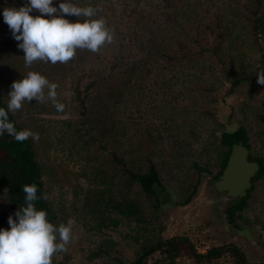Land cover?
Wrapping results in <instances>:
<instances>
[{"label": "trees", "instance_id": "trees-1", "mask_svg": "<svg viewBox=\"0 0 264 264\" xmlns=\"http://www.w3.org/2000/svg\"><path fill=\"white\" fill-rule=\"evenodd\" d=\"M60 2L61 0H54L53 6L58 7ZM74 2L81 7H98L100 12L97 18L103 17L106 20L107 25L115 30V37L112 44H106L101 48L103 52L108 53L106 64L101 66L93 52L86 49L77 50V57L83 60L89 56L95 62V66L89 69L76 68L69 102L74 110H78L79 118L76 121H62L68 128V137L72 142L73 151H76L75 144L77 143L81 147H86V151H90L92 146L95 151L101 150L104 156L110 155L114 169L119 170L128 179L129 184L138 186L158 209L164 202L167 192L157 167V161L153 159L154 151L150 143H153L157 138L155 132L157 135L160 134L158 137L162 139L165 138L162 136L165 132V136L168 138L167 142L172 141L173 145L171 146L175 147L177 157L181 161L189 163L188 170L191 172V178L188 175V179H191L189 186L195 190L200 181L201 172L209 171V169L208 162L200 160L201 151L204 148L201 146L198 151L197 147L193 148V144L200 137L195 126L190 125L199 119L192 113L193 109L190 111L192 115L178 119L174 113L160 122V131L163 132L157 133L158 128L148 122L142 130L146 142L141 145L134 141L136 135L138 136L139 123L136 120L137 112L133 105L129 110L122 107L119 112V116L122 114L132 125L131 133H127L122 118L117 121L116 125L112 121L109 126H103V121L97 119L96 100L102 95L103 88V95L106 94V98L109 96L111 99H117L121 96L115 101L118 102L122 100L124 92H126L125 94H129V98L133 102L137 91L142 89L140 82L136 83L135 69L141 67L148 75L152 68L158 64H163L162 67L171 64V75L166 80V87L170 90L169 102L174 105L175 111L177 109L176 98L180 96V91L176 88L173 93V88L177 84L181 85L183 91L190 90L193 94L198 95L203 93L202 101L209 100L215 104L217 100L229 94L243 82L258 80V73L264 70V0H133L130 5L121 1L116 3L115 0H85L84 2L74 0ZM19 3L24 6L27 0L15 4L19 5ZM10 4L9 0H0V28L3 26L5 34L4 39L0 42V54L4 49L11 46L12 48L16 47L18 42L13 37L9 26L4 22L3 11L5 7H10ZM118 4L121 6V10L115 14L114 12L118 11L116 9ZM30 14L39 15L35 10ZM79 19L71 15V22H77ZM121 26L130 27V29L126 33L120 29ZM252 53L256 59L249 57ZM124 59H126L127 65L132 66L129 72L119 69ZM37 64L38 61L35 66ZM47 64L51 63H44V66ZM190 66L194 70L188 74L185 69ZM106 68L110 71V76H106V72L99 76ZM114 68L117 71L112 73ZM195 70L196 72H194ZM121 76H128V80L123 82ZM6 77L7 71L1 64L0 55V107L5 108L9 99L7 95L12 90L11 86L7 85ZM16 80L18 79L14 78V81ZM126 81H132V83L125 87ZM221 84H226L228 88L222 91ZM165 91L168 92L167 89ZM146 92L152 94L153 90L150 88ZM58 99L65 105L67 104L65 99L60 96ZM35 103L37 104L29 102L32 107L38 106L40 110L45 109L44 106L48 103L50 106L47 107L52 108V111L55 110L51 101L43 104L37 101ZM192 104L195 105V109L202 107L198 98ZM115 108L118 110L117 107ZM208 108L202 111L197 110L201 114H207L210 112ZM181 112H184V109L181 108L177 114ZM9 120L14 123L18 131L27 129L21 121H18L14 113H9ZM165 122L169 123L168 126H162ZM206 138L208 139H204L205 143L211 141L219 151L225 150V153L220 156L217 177L226 164L232 144L242 142L249 148L247 131L241 125L232 131L219 130L218 128L208 130ZM109 142L112 146H109ZM123 146L132 147L130 152H138L140 149L139 156L120 154ZM140 159L143 160L144 166L136 170L132 165ZM256 161L259 164V171L255 174L252 182L264 177V158H258ZM97 170L99 171V169ZM94 174L97 172L94 171ZM45 176L46 167L40 162L37 148L31 138L24 142H17L7 133L0 136V193L5 196L10 209L14 210L23 206L25 200L23 186L35 184L38 187L37 195L44 197L35 202L37 208L46 210L49 221L59 226V215H57L55 202L46 195ZM108 184H106L105 194L104 192L103 194L94 193L93 190L87 192L84 208L91 214L92 220L95 219V227L97 229H101L103 226L116 227L124 219L125 223L130 220L136 223L131 225V231L139 229L140 226L137 223L146 221L137 214L135 201L115 199L111 196ZM187 192L188 190L185 192L188 195L181 204L189 201L190 194ZM247 197L248 194L246 197L237 199L234 205L228 204L225 214L228 223L232 226L237 225L236 213L243 208ZM101 204H103L102 209ZM96 212L106 213V215L97 217ZM1 222L2 219H0ZM132 238L137 245L135 256L130 261L114 258L117 264H157V261L152 263L149 261L154 252L166 248L167 252L171 253L177 251L180 245H185L195 261L199 262L212 261L228 251L234 258L235 264H264L247 261L244 253L233 244L215 246L205 252H199L184 236L156 237L151 242L148 237L134 235Z\"/></svg>", "mask_w": 264, "mask_h": 264}, {"label": "rangeland", "instance_id": "rangeland-1", "mask_svg": "<svg viewBox=\"0 0 264 264\" xmlns=\"http://www.w3.org/2000/svg\"><path fill=\"white\" fill-rule=\"evenodd\" d=\"M19 1L23 0H9L10 7H22L21 3L15 4ZM81 1L84 2L85 0ZM120 1L130 5L133 0H115L116 3ZM116 9L118 11L114 13L118 14L121 6L118 4ZM64 18L71 22V15H65ZM130 27L121 26L120 29L127 33ZM4 37L2 26L0 28V42ZM18 45L19 41L16 43V47L12 48L11 46L6 50L4 49L0 54L1 64L7 71V85L10 87L14 78L22 80L23 75H26L28 71H36L44 75L51 83H56L58 96L67 102L65 110L58 112L56 109L52 111V108H48L47 106H50L48 103L44 106L45 109L40 110L38 106L32 107V104L30 105L25 101L21 110L14 113L18 121H21L27 129L39 133V142L32 141L37 148L40 162L46 167L44 178L46 195L55 202L59 224H67L69 219L73 221L72 233L75 239L67 246L66 252L57 253L53 256L52 264H117L114 258L130 261L137 251V245L132 238L134 235L148 237L149 242L156 237L184 236L199 252H205L215 246L233 244L244 253L247 261L264 263V177L252 182L243 208L236 213L237 225L232 226L228 223L225 214V210L230 204V198L224 192L218 191L214 185L217 179L216 172L219 170L220 156L225 153V150L219 151L211 141L205 143V140L208 139L206 138L208 130L218 128L219 130L232 131L241 125L247 131L250 160L263 159L264 85L259 84L258 80L243 82L214 104L209 100L202 101L203 93L198 95L193 94L190 90L183 91L181 85L177 84L173 88V93L176 88L180 91V96L176 98L177 109L175 111L174 105L169 102L170 90L166 87V80L171 75V64L162 67L163 64L160 65L157 62L158 65H155L148 75L141 67L135 69L136 83L140 82L142 89L137 91V95L133 99L134 103L130 100L129 94H125L126 92H124L122 100L118 102L115 101L121 96L117 99H111L109 96L106 98L102 88V95L96 100L97 119L102 120L103 126L106 127L112 121L116 125L117 121L122 118L127 133H131L132 125L122 114L119 116V112L122 107L129 110L130 106L133 105L137 112L136 120L139 123L138 136L136 135L134 141L141 145L146 142L142 130L148 122L153 127L158 128V133L163 132L160 131V122H163L171 114L174 115L175 113L176 117L181 119L192 115L190 111L193 109L192 113L199 117L198 120L190 124L195 126L196 132L200 135L198 141L193 144V148L197 147V151L200 150L201 146L204 148L201 151L200 160L208 162L209 171L201 172L200 181L195 190L189 186L191 182V179H188L191 174L188 170L189 163L181 161L177 157L175 147L171 146L173 145L172 141L167 142L168 138H166L165 132L162 135L165 137L163 139L158 137L160 134L157 135L155 132L157 138L153 143H150V146L153 148V159L157 161V167L167 192L164 196V202L156 209L138 186L129 184L128 179L119 170L114 169L110 155L104 156L101 150L95 151L92 146L90 151H86V147H81L77 143L75 144L76 151L72 149V142L68 137V128L62 121H76L79 118L78 110L72 108L69 98L72 95L76 68H93L95 62L92 58L86 56L81 60L77 57V51L75 57L68 63L58 62L55 65L47 64L44 66V62L38 61L37 66L34 62L28 68L25 66L23 58L25 53ZM94 55L97 56L99 66L106 64L108 53L103 52V49ZM249 57L256 59L253 53ZM131 67L127 65L126 59H124L119 69L129 72ZM103 70L104 72L99 76L105 72L106 76H110V71L107 68ZM192 70L194 68L191 69L190 66L185 69V72L191 74ZM114 71H117L116 68L112 73ZM126 79L128 80V76H121L123 82ZM131 83L132 81H126L125 87ZM162 85L164 87H161ZM150 88L153 90L152 94L146 92ZM227 88L226 84H221L220 89L222 91ZM166 89L168 92L165 91ZM89 90L91 91V88ZM197 98L199 104L202 105L197 109L202 111L209 107L210 112L201 114L199 110L195 109V105L192 103L196 102ZM31 102L37 104L35 99ZM104 107L107 109L105 110ZM181 108L184 109V112L177 114ZM168 124L165 122L162 126H168ZM126 144L128 145L127 141ZM110 145L112 146L111 142H109ZM130 149L132 147L123 146L120 154L127 153L132 157L139 156L140 149L138 152H130ZM133 166L136 170L143 168L144 162L140 159ZM94 171L97 174H94ZM94 175L96 176L94 177ZM106 184L109 185L111 196L115 199L135 201L137 214L146 221L137 223L140 226L139 229L131 231V225L136 223L133 220L125 223L124 219L116 227L103 226L101 229L95 227V219L92 220L91 214L86 212L84 208L87 192L93 190L94 193L103 194L106 191ZM187 190V193L190 194L189 201L181 204L188 195L185 193ZM100 206L102 209L103 204ZM19 209L17 207L11 210L5 196L0 193V219H2L0 230H10L8 218L9 216L16 218L15 213ZM100 215L105 216L106 213L96 212L97 217ZM149 261L151 263L157 261V264H235L234 258L230 256L228 251L212 261H195L185 245H180L177 251L171 253H168L166 248L157 250L151 255Z\"/></svg>", "mask_w": 264, "mask_h": 264}, {"label": "clouds", "instance_id": "clouds-1", "mask_svg": "<svg viewBox=\"0 0 264 264\" xmlns=\"http://www.w3.org/2000/svg\"><path fill=\"white\" fill-rule=\"evenodd\" d=\"M54 0H27L22 7H5L4 22L9 26L18 47L23 50L25 66L43 61L53 65L68 63L78 49L98 53L106 44L114 42L115 30L107 25L103 17H98V7H81L74 0H61L58 7ZM39 13L33 16V11ZM65 15L80 18L70 22ZM49 17V18H45ZM22 80L14 81L8 93L7 106L0 107V136L7 133L17 142L31 138L39 142V133L29 129L18 131L9 120V113L21 110L25 101L33 99L38 103L51 101L56 111L63 112L66 105L58 99L56 83H51L44 75L28 71ZM259 84L264 85V70L258 73ZM47 90V91H45ZM24 205L9 216V229L0 230V264H52L53 256L66 252L75 237L72 233L73 221L54 225L48 219L46 210L38 209L35 184H25Z\"/></svg>", "mask_w": 264, "mask_h": 264}, {"label": "water", "instance_id": "water-1", "mask_svg": "<svg viewBox=\"0 0 264 264\" xmlns=\"http://www.w3.org/2000/svg\"><path fill=\"white\" fill-rule=\"evenodd\" d=\"M259 171L257 161L249 159V148L242 142L231 146L226 164L214 182L218 191L230 198V205L246 197L252 186V179Z\"/></svg>", "mask_w": 264, "mask_h": 264}]
</instances>
